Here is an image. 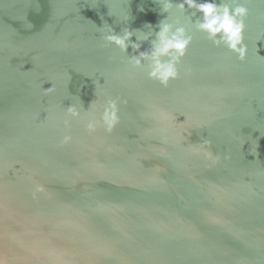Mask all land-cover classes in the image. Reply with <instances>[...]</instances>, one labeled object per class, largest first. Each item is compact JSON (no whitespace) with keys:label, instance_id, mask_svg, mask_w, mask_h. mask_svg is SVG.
Instances as JSON below:
<instances>
[{"label":"water","instance_id":"95a60500","mask_svg":"<svg viewBox=\"0 0 264 264\" xmlns=\"http://www.w3.org/2000/svg\"><path fill=\"white\" fill-rule=\"evenodd\" d=\"M239 2L243 61L173 9L193 40L164 87L99 29L155 28V0H0V264H264V0ZM109 99L111 133L64 129Z\"/></svg>","mask_w":264,"mask_h":264},{"label":"clouds","instance_id":"9594fccd","mask_svg":"<svg viewBox=\"0 0 264 264\" xmlns=\"http://www.w3.org/2000/svg\"><path fill=\"white\" fill-rule=\"evenodd\" d=\"M155 2L160 7V13H167V15L159 20L155 28L150 23L145 24L147 32L141 29L130 30L125 27L120 33H117L107 22L103 24V27H99L105 46L114 45L126 55L129 47L138 53L132 56L127 55V63L133 69L146 68L148 78L158 81L164 87H167L171 80L179 77L177 66L185 57L187 49L192 43L193 35L190 28L179 17L173 15V9L180 14H187L195 30L204 33L213 46L226 48L241 61L245 59L248 48L244 42V32L248 9L239 0H233L232 4L227 3L226 0H221L220 3H217L216 0H176V2L155 0ZM140 10L143 11V8ZM189 10H191L190 14ZM108 15L112 16L110 12ZM193 17H196L194 21ZM129 19L128 14L123 18V21L127 22ZM133 36L136 37L135 42L132 40ZM144 41H150L151 47L148 50L140 51L141 43ZM53 90L50 87L46 89V92ZM82 111L86 117L82 116ZM119 120L117 101L109 99L105 102L103 111L98 118L89 114L88 109H84L82 102L80 107L76 103H71L67 108H64L62 123L64 129L67 130L71 128L72 121H84V126L89 133L95 132L98 127H103L111 133ZM71 139L70 135L65 134L60 142L67 144ZM42 191L41 185H34L33 198H37V193Z\"/></svg>","mask_w":264,"mask_h":264}]
</instances>
